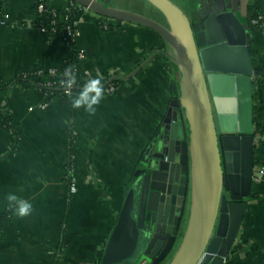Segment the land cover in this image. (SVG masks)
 <instances>
[{"label":"crops","instance_id":"crops-1","mask_svg":"<svg viewBox=\"0 0 264 264\" xmlns=\"http://www.w3.org/2000/svg\"><path fill=\"white\" fill-rule=\"evenodd\" d=\"M35 1H5L0 79L12 80L18 68L59 67L70 54L67 38L54 35L48 41L34 25ZM69 1L55 0V5L64 8ZM99 1L155 19L148 0ZM173 1L192 20L200 19L194 11L202 9L201 0ZM236 5L239 18L249 24L252 66L264 79V32L249 23L251 15L264 12V0H238ZM105 23L112 28L105 29ZM79 28L77 47L86 57L78 70L94 78L118 76L124 81L102 94L95 112L77 107L75 118L61 96L41 109L34 85L15 82L0 89V215L12 210L0 229V264H99L127 189L144 166L142 158L150 159L149 147L162 133L177 97L170 48L152 28L90 9L81 13ZM258 77L256 125L264 123V89L260 90ZM71 125L77 140L74 194L65 178ZM258 135L251 196L226 264H264V132ZM10 193L28 199L33 210L23 217L15 214L7 199Z\"/></svg>","mask_w":264,"mask_h":264},{"label":"water","instance_id":"water-1","mask_svg":"<svg viewBox=\"0 0 264 264\" xmlns=\"http://www.w3.org/2000/svg\"><path fill=\"white\" fill-rule=\"evenodd\" d=\"M72 1L100 15L152 28L170 48L176 79L177 97L165 127L127 189L99 264L150 260L156 238L166 245L162 259L180 235L168 264H226L251 196L259 136L254 82L260 72L252 66L249 24L237 14L238 0H201L202 9L194 11L199 20H192L173 0H148L163 13L167 25L109 2ZM188 181L184 229L180 210L179 221L168 220L167 213L150 206V194H162L174 210L184 205Z\"/></svg>","mask_w":264,"mask_h":264},{"label":"trees","instance_id":"trees-1","mask_svg":"<svg viewBox=\"0 0 264 264\" xmlns=\"http://www.w3.org/2000/svg\"><path fill=\"white\" fill-rule=\"evenodd\" d=\"M40 4H43V10L39 9ZM154 9L156 11V14L154 16L155 19L157 18L158 21L163 24H166L163 13L155 6ZM32 13L34 15V25L38 28L45 29L44 34L48 41H51L54 35L66 36V32L68 30L76 29V26L74 25V18L78 16V11L75 9L66 12V14L64 15L63 11L60 8L53 11V8H51L50 6V0H36L32 8ZM3 14L4 10L0 8V21L3 20ZM63 16H66L67 19L64 20ZM111 28L112 27L110 26L108 29ZM68 39L70 44V54L61 66L54 68V73H51L49 70H45L40 66H35L32 68H18L12 80L0 79V89H4L15 82L34 85L39 91L41 102L47 103L46 108H49L51 106L54 97L61 96L69 105L72 118H75L77 114V107L73 105V99L79 94L80 91L83 90L85 83L94 77L86 75L78 70V63L82 58L86 57V54L83 52L84 55L81 56L80 50L77 47L76 38L68 37ZM171 65L174 71L173 62H171ZM68 68L72 69V72L76 77V83L71 85L70 88L66 83L70 78L65 73ZM99 78L101 80L102 93L108 86H118L121 82L124 81L122 78H118L111 82H108V80L110 79L109 76H102ZM258 83L260 86V90L263 91L264 79L258 77ZM68 89L70 90V92H67ZM6 124L8 126H11V121L7 120ZM256 130L257 133L264 132V123L257 124ZM68 135L70 138V161L68 165L69 169L73 170V155L77 147V140L73 125L70 126L68 130ZM188 209L189 206L185 211L186 215L182 225L184 229L188 220ZM11 217L12 210H9L5 215H0V229L5 225V223H7L11 219ZM181 237L182 235H180V239L176 244L175 250L180 244ZM175 250L172 253L171 257L174 255ZM171 257L169 258L168 262L170 261ZM168 262L166 264H168Z\"/></svg>","mask_w":264,"mask_h":264},{"label":"built area","instance_id":"built-area-1","mask_svg":"<svg viewBox=\"0 0 264 264\" xmlns=\"http://www.w3.org/2000/svg\"><path fill=\"white\" fill-rule=\"evenodd\" d=\"M5 1L6 0H0V8H2L3 10H4ZM50 6H51V8H53V11L58 9V8H60V7L55 5V0H50ZM39 9L43 10V4H40ZM60 9L63 11L64 15L66 14V12H69V11H71L73 9L78 11V16H76L74 18V25L76 26V29L75 30H68L66 32V36H64L67 39H68V37L77 39L78 35L80 34L79 24H80V21H81V13L83 11L89 10V8L84 6V5H82V4H80V3H78V2H74V1L70 0L69 3L66 6H64V8H60ZM6 15L7 14H5V12H4L2 21L5 20ZM63 19L66 20L67 17L63 16ZM249 23H250V25L257 27V28H259L260 30H262L264 32V12H256L253 15H251L250 18H249ZM103 27L105 29H108L109 25L107 23H105V24H103ZM40 29L43 32H45L44 28H40ZM68 41H69V39H68ZM80 54H81V56H83L84 55L83 51H80ZM49 71L51 73H54V68L50 69ZM68 87L70 88L71 85H68ZM116 87L117 86H115V85H110V86H108L105 89V91L102 94L110 93V92L114 91L116 89ZM67 92H70V90L68 89ZM39 107L41 109H45L47 107V103L40 102ZM261 172H264V169H261ZM72 175H73V170L69 169L67 174H66V176H65V178H66V181L69 184L70 193L74 194V193L77 192L78 187H77L76 180H75V178Z\"/></svg>","mask_w":264,"mask_h":264},{"label":"clouds","instance_id":"clouds-1","mask_svg":"<svg viewBox=\"0 0 264 264\" xmlns=\"http://www.w3.org/2000/svg\"><path fill=\"white\" fill-rule=\"evenodd\" d=\"M65 73L70 77L66 83L68 85L75 84L76 77L72 69L68 68ZM101 97V80L99 77L92 78L85 83L83 90L73 99V105L75 107L84 105L89 112H95L96 109L94 105L100 102ZM7 199L15 214L21 217L28 215L33 210V205L28 199L20 197L15 193L8 194Z\"/></svg>","mask_w":264,"mask_h":264},{"label":"flooded vegetation","instance_id":"flooded-vegetation-1","mask_svg":"<svg viewBox=\"0 0 264 264\" xmlns=\"http://www.w3.org/2000/svg\"><path fill=\"white\" fill-rule=\"evenodd\" d=\"M150 157H151V154H150ZM162 187L164 188H167V184H164L161 185ZM185 187V185H184ZM174 189V186L172 187V190ZM189 189H190V186H189V181H188V184H187V195H186V198H185V201H184V205H179V206H176L175 209L173 210L171 205L167 202H165V196H162V194L156 192V191H153L151 195L152 197V200H151V203H150V206L152 207H155L157 209H160L161 213H167L166 215V218L169 220V219H172L173 222H176V221H179V217H177L178 215V212L180 210V214H181V223H183L184 219H185V211L187 210L189 204H190V195H189ZM183 202V200H182ZM183 208L182 212H181V209ZM173 210V211H172ZM176 210V213H174V211ZM172 211V212H171ZM162 240H159V239H155L153 241V245H152V248H151V253H155V256L152 257L150 260H148V258H144L141 260V263L140 264H153V263H156V264H166L169 260V258L171 257L172 253L174 252L175 248H176V244L178 242V240L175 242L173 248L166 254V256H164V258L162 259H159L160 256H162L164 253H165V249H166V245H164L163 243H161ZM151 253L150 255L148 256H151ZM143 255V253L140 254L139 257H141ZM138 261H139V258H138ZM138 261L134 264H138Z\"/></svg>","mask_w":264,"mask_h":264},{"label":"rangeland","instance_id":"rangeland-1","mask_svg":"<svg viewBox=\"0 0 264 264\" xmlns=\"http://www.w3.org/2000/svg\"><path fill=\"white\" fill-rule=\"evenodd\" d=\"M165 120V119H164ZM150 147H151V145H150ZM150 147H149V149H150ZM142 160H144V158H142ZM141 165H142V163H141Z\"/></svg>","mask_w":264,"mask_h":264}]
</instances>
